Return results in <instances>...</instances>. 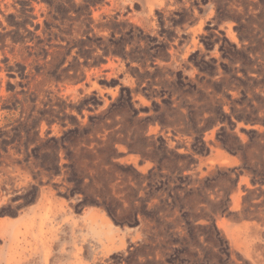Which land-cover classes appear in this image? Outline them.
<instances>
[{"label":"rangeland","instance_id":"rangeland-1","mask_svg":"<svg viewBox=\"0 0 264 264\" xmlns=\"http://www.w3.org/2000/svg\"><path fill=\"white\" fill-rule=\"evenodd\" d=\"M262 77L264 0H0V264H264Z\"/></svg>","mask_w":264,"mask_h":264},{"label":"trees","instance_id":"trees-1","mask_svg":"<svg viewBox=\"0 0 264 264\" xmlns=\"http://www.w3.org/2000/svg\"><path fill=\"white\" fill-rule=\"evenodd\" d=\"M25 20L23 22L20 23H15L16 28H15V32L17 33L19 30V27L23 26L25 24ZM241 38V37H240ZM17 38H15V41ZM20 68L25 69V65H20ZM201 72H205L207 73L208 76H211L213 72H211L210 70H206L205 68H199ZM204 78V76L202 77ZM178 84L180 86L183 85V82L181 79H178ZM210 80L208 79V82ZM260 81L264 83V77L260 78ZM223 83H224V78L220 79L218 81H214L212 84H214V91H211L210 94H214L215 97V104L212 106H209V108H207V111L209 112L208 117L206 118V121L209 122V125H212L214 123H216V121H221L223 122L224 119L226 118L228 121H230V117L231 114H227L224 112L223 110V102H221V100H219L220 98H217L218 95H220L221 93V89L223 87ZM192 87H196V84L191 83ZM129 99H131V97L129 96ZM263 106H253L250 105L251 110L249 112H245V109H236L234 107H231V113H233V115L235 116V118L238 121H244L245 123H250V124H254V123H261L264 126V110H262V115L259 116V113L261 111ZM224 127H221V129L223 130ZM264 134V133H263ZM264 136V135H263ZM202 143H204L202 141ZM226 147V146H225ZM227 150L232 151L231 148H227Z\"/></svg>","mask_w":264,"mask_h":264},{"label":"bare ground","instance_id":"bare-ground-1","mask_svg":"<svg viewBox=\"0 0 264 264\" xmlns=\"http://www.w3.org/2000/svg\"><path fill=\"white\" fill-rule=\"evenodd\" d=\"M67 253V252H66Z\"/></svg>","mask_w":264,"mask_h":264}]
</instances>
